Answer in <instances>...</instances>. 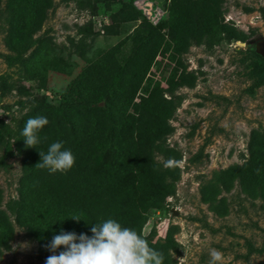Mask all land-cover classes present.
I'll return each mask as SVG.
<instances>
[{
  "label": "trees",
  "instance_id": "trees-1",
  "mask_svg": "<svg viewBox=\"0 0 264 264\" xmlns=\"http://www.w3.org/2000/svg\"><path fill=\"white\" fill-rule=\"evenodd\" d=\"M222 1L170 0L166 18L151 24L133 0H74L76 8L89 12L94 4L119 3L98 29L93 30L92 20L80 26L75 45L91 30L93 35L101 30L107 36H123L69 81L59 95L60 106L47 105L31 115L49 121L38 134L39 144L28 147L22 132L8 133L21 156L23 173L17 197L7 202L6 210L40 251L52 252L47 246L62 231L91 237L93 224L109 218L141 234L147 217L161 209L165 197L174 192L179 169L166 162L178 160L179 155L165 144L171 131L167 120L181 102L175 89L192 87L195 80L193 73L185 71L180 54L191 43L213 44L221 35L234 41L247 38L234 26L218 22ZM51 4L52 0H7L12 48L24 51L29 46L31 34L39 29ZM127 23H133L130 31ZM165 54L173 65L163 87L158 79L152 80L148 70L159 63L156 56ZM60 141L76 158L73 168L66 174H50L35 167L41 162L40 152L47 153L52 143ZM5 147L10 149L8 144ZM246 152L241 163L212 170L199 184L200 201L217 217L228 213L225 197L220 194L228 192L234 182L246 197L264 202V124L261 130H250ZM155 154L164 161H156ZM76 215L79 221L71 218ZM176 230L169 224L163 238L153 239L155 229L151 226L145 235L149 245L163 253V264H174L171 250ZM12 235L8 214L0 208V254L9 248ZM64 250L61 246L55 253Z\"/></svg>",
  "mask_w": 264,
  "mask_h": 264
},
{
  "label": "rangeland",
  "instance_id": "rangeland-1",
  "mask_svg": "<svg viewBox=\"0 0 264 264\" xmlns=\"http://www.w3.org/2000/svg\"><path fill=\"white\" fill-rule=\"evenodd\" d=\"M152 1L165 8L162 18H166L170 0ZM104 6L94 4L89 12L76 8L74 0H52L39 29L31 34V43L21 51L10 45L11 10L7 0H0V208L13 227L0 264H46L48 256L58 255L40 251L6 210L7 202L17 197L23 173L21 156L8 133L22 132L26 120L40 108L60 106L59 95L69 81L123 36L93 35L119 3ZM246 7L251 10L245 11ZM220 10L218 22L234 26L247 38L234 41L221 35L213 44L191 43L180 54L185 71L195 80L192 87L175 89L181 102L167 120L171 131L165 144L179 159L166 164L178 167L179 178L163 207L147 217L141 229L145 236L151 226L155 232L161 228L160 221L177 227L171 250L174 264H209L213 250L222 253L223 264H264V202L246 197L236 182L220 194L228 210L223 217L208 211L199 198V184L212 170L241 163L250 130H261L264 124V0H223ZM90 20L93 30L75 45L78 28ZM132 24L127 23L126 29L130 31ZM155 58L159 63L150 66L148 75L164 87L173 63L166 54ZM154 159L164 161L159 154Z\"/></svg>",
  "mask_w": 264,
  "mask_h": 264
},
{
  "label": "clouds",
  "instance_id": "clouds-1",
  "mask_svg": "<svg viewBox=\"0 0 264 264\" xmlns=\"http://www.w3.org/2000/svg\"><path fill=\"white\" fill-rule=\"evenodd\" d=\"M48 123L44 116L26 121L21 133L26 146L35 147L40 143L38 134ZM62 149V141L52 143L47 153L40 152L41 162L35 167L47 169L50 174H66L75 165L76 158L70 149ZM71 218L81 219L78 215ZM91 232V237L63 231L54 235L47 246L49 250L55 253L61 246L65 250L48 256L46 264H163V253L151 247L145 236L133 228L122 226L115 219L93 224ZM210 257L209 264H223L221 252L213 250Z\"/></svg>",
  "mask_w": 264,
  "mask_h": 264
},
{
  "label": "built area",
  "instance_id": "built-area-1",
  "mask_svg": "<svg viewBox=\"0 0 264 264\" xmlns=\"http://www.w3.org/2000/svg\"><path fill=\"white\" fill-rule=\"evenodd\" d=\"M134 7L140 11L141 15L151 24H156L161 18L162 15L165 13V8L160 7L156 3H154L152 0H133ZM86 11V10H84ZM107 23L106 17L103 18L100 23ZM100 32H102L100 30ZM159 211L156 210L155 213H158ZM161 228H157L155 232V237L163 238L164 233L167 228V223L160 221Z\"/></svg>",
  "mask_w": 264,
  "mask_h": 264
},
{
  "label": "water",
  "instance_id": "water-1",
  "mask_svg": "<svg viewBox=\"0 0 264 264\" xmlns=\"http://www.w3.org/2000/svg\"><path fill=\"white\" fill-rule=\"evenodd\" d=\"M262 57L264 58V53H261Z\"/></svg>",
  "mask_w": 264,
  "mask_h": 264
}]
</instances>
